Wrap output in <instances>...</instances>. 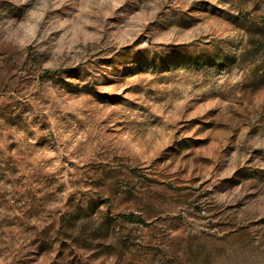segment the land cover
Segmentation results:
<instances>
[{
  "label": "rangeland",
  "instance_id": "obj_1",
  "mask_svg": "<svg viewBox=\"0 0 264 264\" xmlns=\"http://www.w3.org/2000/svg\"><path fill=\"white\" fill-rule=\"evenodd\" d=\"M0 264H264V0H0Z\"/></svg>",
  "mask_w": 264,
  "mask_h": 264
},
{
  "label": "trees",
  "instance_id": "obj_2",
  "mask_svg": "<svg viewBox=\"0 0 264 264\" xmlns=\"http://www.w3.org/2000/svg\"><path fill=\"white\" fill-rule=\"evenodd\" d=\"M55 71L59 72V70H55ZM52 72H53L52 70H45L44 73L46 75H49ZM121 217L126 218V219H133V216L132 215H121Z\"/></svg>",
  "mask_w": 264,
  "mask_h": 264
}]
</instances>
